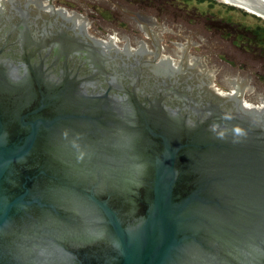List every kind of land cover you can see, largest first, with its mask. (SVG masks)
Instances as JSON below:
<instances>
[{
    "label": "water",
    "instance_id": "95a60500",
    "mask_svg": "<svg viewBox=\"0 0 264 264\" xmlns=\"http://www.w3.org/2000/svg\"><path fill=\"white\" fill-rule=\"evenodd\" d=\"M262 63L119 0H0V264H264Z\"/></svg>",
    "mask_w": 264,
    "mask_h": 264
},
{
    "label": "flooded vegetation",
    "instance_id": "af4514ba",
    "mask_svg": "<svg viewBox=\"0 0 264 264\" xmlns=\"http://www.w3.org/2000/svg\"><path fill=\"white\" fill-rule=\"evenodd\" d=\"M126 5H129L143 14L154 17L157 23L161 22V17L170 23H175L177 20L184 22L185 24L191 26H197L202 32L208 35L210 38L226 40L230 46L238 49L244 54L250 56L257 55L262 61V65L256 70L264 71V54L260 52H255L254 47H249L247 41L243 39H238L239 37L231 35L232 30L228 28H217L216 22L212 19V15L207 12L196 11L194 8L189 10L185 8L186 3L178 2L174 3V0H119ZM176 11L178 12L176 14ZM200 24V27L198 24ZM226 32V34H223ZM244 38V37H241ZM247 39H250V36L247 35ZM251 57V56H250Z\"/></svg>",
    "mask_w": 264,
    "mask_h": 264
},
{
    "label": "trees",
    "instance_id": "16d2710c",
    "mask_svg": "<svg viewBox=\"0 0 264 264\" xmlns=\"http://www.w3.org/2000/svg\"><path fill=\"white\" fill-rule=\"evenodd\" d=\"M198 3L205 1V0H194ZM213 2V0H207ZM221 3L222 9L225 10L226 12L234 13V12H242L243 16H249L252 19H258V21L261 19L259 16H256L254 14H251L242 8L226 4V3ZM212 15V19L214 22H216L217 28L222 29V28H228L232 30L231 35L238 36L239 40L243 39L245 42L247 41V45L249 47H254L255 52H260V54H264V20H262V25H251V24H242L238 21L232 20L230 16L227 15H220L217 13H210ZM223 34H226V32H223ZM247 35L250 36V39H247ZM244 37V38H241Z\"/></svg>",
    "mask_w": 264,
    "mask_h": 264
},
{
    "label": "rangeland",
    "instance_id": "374dc122",
    "mask_svg": "<svg viewBox=\"0 0 264 264\" xmlns=\"http://www.w3.org/2000/svg\"><path fill=\"white\" fill-rule=\"evenodd\" d=\"M160 2H162V0H160ZM178 2H183L186 3V7L189 10H192L194 8V10L196 11H201V12H207V13H217L220 15H227L230 16L232 18V20H236L242 24H251L253 25H262V20H264V18L260 17L261 19L258 21V19H252L249 16H243V13L240 11L238 12H234V13H230V12H226L225 10L222 9L221 0H213V2L211 1H202L200 3L194 1V0H174V3H178ZM223 3V2H222ZM178 12L176 11V14ZM214 16V14H212ZM198 24V23H197ZM200 27V24H198ZM208 35H212V34H208ZM223 41V40H222ZM225 43H227L229 45V43L227 42V39L224 40ZM250 56L254 59L257 60H261L257 55H251Z\"/></svg>",
    "mask_w": 264,
    "mask_h": 264
},
{
    "label": "bare ground",
    "instance_id": "6f19581e",
    "mask_svg": "<svg viewBox=\"0 0 264 264\" xmlns=\"http://www.w3.org/2000/svg\"><path fill=\"white\" fill-rule=\"evenodd\" d=\"M222 1H226V0H222ZM260 2L264 3V0H259ZM242 4V3H241Z\"/></svg>",
    "mask_w": 264,
    "mask_h": 264
}]
</instances>
